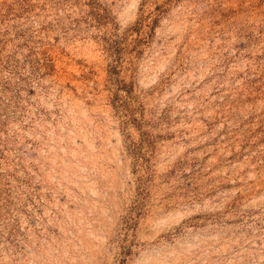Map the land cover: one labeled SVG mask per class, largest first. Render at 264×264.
Instances as JSON below:
<instances>
[{
	"label": "rangeland",
	"instance_id": "374dc122",
	"mask_svg": "<svg viewBox=\"0 0 264 264\" xmlns=\"http://www.w3.org/2000/svg\"><path fill=\"white\" fill-rule=\"evenodd\" d=\"M0 264H264V0H0Z\"/></svg>",
	"mask_w": 264,
	"mask_h": 264
}]
</instances>
